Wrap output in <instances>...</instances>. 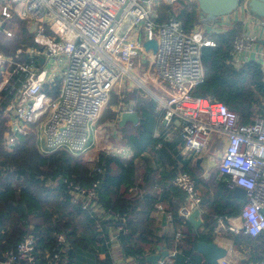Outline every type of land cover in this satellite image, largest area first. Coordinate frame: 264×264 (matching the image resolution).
I'll list each match as a JSON object with an SVG mask.
<instances>
[{
    "label": "built area",
    "instance_id": "2783aa9c",
    "mask_svg": "<svg viewBox=\"0 0 264 264\" xmlns=\"http://www.w3.org/2000/svg\"><path fill=\"white\" fill-rule=\"evenodd\" d=\"M160 1L0 0V32L12 37L14 33L4 25L22 20L36 44L17 50V61L0 54V70L6 77L0 111L11 116L12 133L24 135L33 126L41 153L65 149L84 156L96 141L98 122L111 96H120L131 84L155 101L161 123L168 125L175 118L182 124L186 150L198 154L207 146L212 132L225 133L227 143L219 157L218 173L225 177L228 188L242 187L247 197L239 210L240 223L227 228L236 235L256 237L264 232V115L244 124L236 111L217 99L192 95L205 74L201 47L211 41L199 29L184 31L173 17L159 21ZM254 28L261 34L257 36ZM260 35L264 36V21L256 19L253 29L234 37L231 55L233 66L238 68L246 62L257 63L264 81V46L256 42ZM150 39L155 40L156 51L147 55L142 45ZM21 55L24 60H20ZM39 56L44 58L42 64ZM137 57L144 64L142 69L135 64ZM46 85L56 93H42ZM120 106L110 104L118 114L134 111L132 103ZM12 141L10 137L9 143ZM103 145L101 149L121 158H128L132 152L112 146L107 139ZM98 184V179L87 185L70 182V201L110 222V256L117 264H127L126 258H115L114 254L121 247L118 235L128 229L124 220L114 222L122 218L117 212L103 208ZM172 184L184 192L185 200L177 214L187 221L201 201L195 178L186 171L176 172ZM131 191L136 192V186ZM156 208L163 210L161 204ZM165 215L172 221L170 212ZM174 237L168 254L156 264L173 263L181 233L174 232ZM68 249L65 236L58 233L55 247L37 255L36 239L28 234L13 250L5 252L0 264H61ZM216 264L232 263L221 258ZM241 264H264V260Z\"/></svg>",
    "mask_w": 264,
    "mask_h": 264
},
{
    "label": "trees",
    "instance_id": "16d2710c",
    "mask_svg": "<svg viewBox=\"0 0 264 264\" xmlns=\"http://www.w3.org/2000/svg\"><path fill=\"white\" fill-rule=\"evenodd\" d=\"M157 11L159 21L173 17L181 22L184 31L193 30L201 22L194 1L176 0L174 4L161 1ZM4 26L14 34L13 38H7L0 32V54L17 61L15 52L33 46L34 36L28 32L25 21H13ZM241 31V24L236 22L226 31L210 35L211 44L201 47L204 78L191 93L194 97L217 99L230 110L236 111L241 123L247 124L253 123L255 117L264 115V81L257 63L246 62L239 68L232 64V42ZM23 57L21 55L20 60H24ZM4 82L3 71L0 70V96L6 94ZM42 93L53 94L56 90L46 85ZM130 102L139 117L138 125L123 126L115 147L122 146L120 141L124 140L123 145L132 150L131 155L121 158L100 149L94 161H87L83 156L73 155L65 149L41 153L33 126L24 135L12 133L11 116L0 111V261L5 252L13 250L28 234L35 237L37 255H42L55 247V235L62 233L69 243V249L61 264H85L82 259L87 255L93 258V264H117L110 256V243L107 242L110 222L81 209L79 205H73L68 194L70 182L87 185L99 180L98 200L106 211L113 210L122 217L114 222L125 221L128 231L126 234L120 233L117 239L124 257H133L135 264H146V251H152L160 242L152 238L146 225L150 221L148 214L158 204L162 205L163 211L173 215V233H181L179 253L173 264H189L196 255L194 250L198 241L212 242L217 219L237 215L243 204L234 199L224 182L219 183L213 198L207 201L201 231L194 232L191 223L183 221L177 214L185 200L183 191H174L179 199L169 208L164 202L167 196L161 194L157 198L144 189L141 182L137 181L138 164L143 160L146 147L155 143L152 131L157 120L156 103L150 96L144 95L141 89L132 86L126 87L120 96L112 95L109 104L120 103L122 108ZM116 115L117 112L108 107L99 122L114 119ZM10 137L13 140L11 144ZM112 142L115 141L112 139ZM183 170H187L185 166ZM173 175H168L162 184L166 192L176 188L172 184ZM59 178L63 179V183L57 188ZM133 186H136L137 191L130 193L129 188ZM263 234L252 237L242 233L232 239L236 245L242 242L245 246L259 248L264 241ZM169 238L170 246H173L174 234ZM261 251L263 255L259 254ZM244 257V261L264 260V250L245 253Z\"/></svg>",
    "mask_w": 264,
    "mask_h": 264
},
{
    "label": "crops",
    "instance_id": "0c3cea01",
    "mask_svg": "<svg viewBox=\"0 0 264 264\" xmlns=\"http://www.w3.org/2000/svg\"><path fill=\"white\" fill-rule=\"evenodd\" d=\"M255 20L256 19H254L252 15H250L244 9V6L241 5L240 3L237 9L234 10V12L231 15L218 17L213 24L200 22L194 27V29L201 30L202 33L209 38L211 34L215 32L222 33L226 31L229 27H231L233 23L237 22L241 24V29H242L241 32L243 33L245 31H248L249 29L251 30V28L253 29ZM254 30L257 36L261 34L260 30H257L255 28ZM260 37L264 38L263 35L262 36L260 35ZM33 46H36V44H34ZM128 85L129 86L127 87H132L131 84ZM130 103H128V105ZM124 106L127 107L126 105ZM133 109L135 112V106ZM155 111H156V107H155ZM119 117L120 114L117 113L114 119L102 123L98 122L99 127L97 133H102L103 130L105 131L106 128H109V131L107 130L106 133L112 135L111 138V142H112V139L114 141L118 140L117 139L118 136L120 137L118 133L120 134V129L123 126L128 124L129 125L131 124V126L138 125V123L132 124L131 122H126L122 127H119L117 124ZM159 117L160 115L156 111L157 120H156V125L154 126L152 131V139L155 143L148 145L144 151V154L142 156L143 160L140 161V163L138 164L139 170L137 175V181L139 180V182H141V185L144 186V189L146 188V191L151 196L157 198H159L161 194L167 196V199L164 202L167 205V207L171 208L172 205L174 203H177L179 199L178 196L174 195V191L175 193L176 192L182 193V190H179L176 187L166 192L165 189L162 188V184L164 181L167 180L166 178L168 177V175H173L176 172H180L181 170H183V166H185L187 170H183V171H187L191 176H193L196 179L198 183V185L196 183V192L198 196L201 197V201L198 207L200 212L199 214L201 219V225L198 228H194L193 226L192 228H193V232L196 230L201 231L203 225L204 213L208 207L207 201L213 198L214 196L213 194L216 188L218 187L219 183L224 182L225 186L228 188L225 177L219 175L217 170L218 162L220 160L219 157L227 143L226 135L225 133L218 130L216 132H212L207 146L197 154L194 151H188L184 148V141L182 140L181 137L182 124L177 119L174 118L170 122V124L165 125L164 123L160 122ZM158 120L159 122H157ZM103 126H107V127L105 128ZM97 138L98 136L96 137L94 146H96ZM111 144L112 146L115 147L113 143ZM120 144H122V146L120 147H126L123 145L124 140H122V142L120 141ZM91 161H94V159ZM136 162H138V160H136ZM230 190L232 194V189ZM129 192L131 193V187L129 188ZM234 199H236L237 202L240 203L241 205L244 204L245 202L244 200L238 197L237 198L234 197ZM165 212H166L165 210L160 211L157 210L156 208L155 210L151 211L148 214L150 221H148V224L146 225L147 228L149 229L150 232L149 234L152 235V238L154 240L158 239L160 240V242L154 246L152 251L150 252L146 251L147 255L159 254L160 251H162V249L168 251L172 247L170 246L169 237L174 234L173 225H172V221H170L167 218V215H165ZM238 215H239V211L235 216H229L223 218L219 217V219H217V225L214 229L215 234L212 240V242L214 241L218 246H221L227 250V255L223 258L229 260L232 264H241L245 260L244 257L245 253H251V252L256 253V251L258 250H264V241H262L261 247L259 248H256L257 246L255 248L251 246L249 247L245 246L242 242H240L238 245L234 244L232 237L238 236L242 233H238L236 235L233 232H230L227 227L231 224L234 225L240 223ZM164 216L165 219L163 220ZM262 236H264V234ZM166 240H168L167 244L165 242ZM262 253H263L262 251L259 252L260 255H263ZM195 254L196 255L193 256V260H191L189 264H207L202 255L198 254L196 251ZM114 257L115 258L124 257L122 247H120V249L117 250V252L114 254ZM124 258L127 259V264H135L134 263L135 261H133V257L128 256ZM82 261L85 262V264H93V258H91L90 255L85 256L82 259ZM145 262L146 264H150L147 261Z\"/></svg>",
    "mask_w": 264,
    "mask_h": 264
},
{
    "label": "water",
    "instance_id": "95a60500",
    "mask_svg": "<svg viewBox=\"0 0 264 264\" xmlns=\"http://www.w3.org/2000/svg\"><path fill=\"white\" fill-rule=\"evenodd\" d=\"M197 3V9L199 12V19L202 23H210L214 22L216 18L226 15H231L234 10L240 4L241 0H190ZM246 4V11L254 19H259L264 21V0H244ZM257 43L264 46V38L257 39ZM156 42L154 39L147 40L143 43L142 49L145 51L147 55H151L155 53ZM42 51V48H39V52ZM39 63L42 64L44 58L39 56ZM13 117L16 116L15 110L11 111ZM139 121V117L136 112L123 111L120 113V117L117 121L119 127H122L126 122H131L132 124H136ZM57 188H60L63 179L59 178ZM232 195L234 197L241 198L246 201L247 197L245 194V190L242 187L236 186L232 189ZM199 209L195 208L188 217V221L194 228H198L201 225V219L199 214ZM165 216L163 217V220ZM195 251L202 255L205 262L207 264H216L220 258H223L227 255V250L221 246H218L214 241L213 242H205L198 241L195 246ZM168 254L167 250L162 249L159 254H149L146 256L145 261L150 264H156L159 259H164Z\"/></svg>",
    "mask_w": 264,
    "mask_h": 264
},
{
    "label": "rangeland",
    "instance_id": "374dc122",
    "mask_svg": "<svg viewBox=\"0 0 264 264\" xmlns=\"http://www.w3.org/2000/svg\"><path fill=\"white\" fill-rule=\"evenodd\" d=\"M161 1H164L166 4H174L176 1L175 0H161ZM160 1V2H161ZM241 5H243L244 6V9L246 10V4H245V1L244 0H241ZM248 12V11H247ZM13 31H15L14 29H13ZM7 38H11V37H7ZM13 38V37H12ZM142 58H144V56H142ZM135 64L139 67V69H142V67H144V64H141V62H140V58L139 57H137V59L135 60ZM3 78L5 79L6 77H5V75H3ZM4 81V80H3ZM5 83V82H4ZM129 83H132L133 85H134V82L130 79V81H129ZM126 86V85H125ZM132 86V85H131ZM110 108V104H108V106L106 107V108ZM105 108V109H106ZM103 127H107V126H103ZM30 130V129H29ZM107 130L109 131V128H106V130L104 131L103 130V132L102 133H97V135H96V137L98 136V138H97V143H96V146H94V144H91V145H89V148H88V150L86 151V154L83 156L84 157V159L85 160H87V161H91V160H93L94 158H95V154H96V152L100 149V148H102L103 146H105V145H103V140H106L107 139V142H109V143H113V145H116V141L115 142H111V138H112V135L110 134H108V133H106L107 132ZM117 134V133H116ZM37 137V136H36ZM95 137V138H96ZM119 137V136H118ZM112 145V144H111Z\"/></svg>",
    "mask_w": 264,
    "mask_h": 264
},
{
    "label": "flooded vegetation",
    "instance_id": "af4514ba",
    "mask_svg": "<svg viewBox=\"0 0 264 264\" xmlns=\"http://www.w3.org/2000/svg\"><path fill=\"white\" fill-rule=\"evenodd\" d=\"M241 2V1H240Z\"/></svg>",
    "mask_w": 264,
    "mask_h": 264
}]
</instances>
